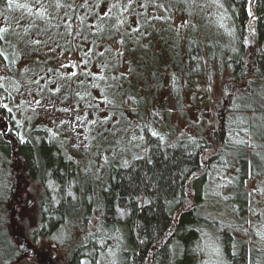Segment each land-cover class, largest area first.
<instances>
[{"label":"trees","instance_id":"trees-1","mask_svg":"<svg viewBox=\"0 0 264 264\" xmlns=\"http://www.w3.org/2000/svg\"><path fill=\"white\" fill-rule=\"evenodd\" d=\"M9 3L0 0V12ZM19 5L31 10L22 32L7 41L0 28V264L19 256L11 214L25 182L34 211L24 231L32 241L62 234L65 264H99L106 252L118 264H201L211 241L226 264H264V239L252 236L264 205L250 187H264V0ZM216 69L228 70L230 87L218 121L178 133L167 105L180 111L183 83ZM15 91L30 109L72 103L87 117L88 148L113 131L115 142L94 153L101 164L75 156L35 109L17 120Z\"/></svg>","mask_w":264,"mask_h":264},{"label":"rangeland","instance_id":"rangeland-1","mask_svg":"<svg viewBox=\"0 0 264 264\" xmlns=\"http://www.w3.org/2000/svg\"><path fill=\"white\" fill-rule=\"evenodd\" d=\"M23 1L25 0H16V5L10 2L9 5H7V10L2 9L0 12V28L5 33L7 41H11V39L15 37V33L18 35V33L22 32L25 18L31 14V10L27 6L24 7L19 5L20 2ZM2 74L3 68L0 67V75ZM228 79L229 73L227 69H222L221 71L216 69L215 71L213 70L209 78L203 81L183 83V106L181 110L179 111L173 103L167 105V107L173 109L172 122L176 126L178 133L191 135L197 133L202 128L210 129L214 126L216 122L215 119H218L219 109L225 107L226 99L230 93L229 83L225 82ZM163 92L165 93L164 89H161L160 96L163 95ZM25 93L26 92L20 97L17 96L18 91L13 93L15 97L14 100L16 102L21 100L20 102L22 104V110L18 112L17 120L23 119L24 121H28L30 119L28 113L35 109V112H37V119L40 120V122L43 120L49 123L53 122L59 134L64 137L67 135V147L68 149L71 148L72 151H70L75 156L80 158V160H83V158L87 159L92 163L93 167H97L101 164L100 162H96L97 159L94 153L103 143L111 144L115 142L113 131L109 132L110 135L105 136L104 139L101 138L102 136L96 137L92 145L88 148L90 136L87 133V117L82 116L77 110H72V103H66L62 106L61 110H58L56 107L58 103L52 101H39V103H37V101H34L33 109H30L27 99L28 96H26ZM0 96H3V91L0 92ZM81 107L83 113H87L85 102H81ZM79 112H81V109H79ZM2 123H5V120L4 117L0 115V124ZM132 135L133 134H131V142L140 141L137 134ZM126 151H128V149ZM102 158L103 161H105L103 156ZM12 170L14 173H19L20 168L17 162L13 164ZM19 177V180H21L19 184H21V188H23V182L27 179L21 174ZM24 186V195L26 196L22 201V209H18L16 208L17 205H13V212L11 214L12 235L19 250L16 264H65L66 254L56 241L58 237H62V234L57 233L54 236L55 239L49 240L37 237L33 241L26 235V231L24 230L28 228H26L25 225L28 222H32L34 200L32 193L30 194L33 187L26 184V182ZM250 187H254V189L257 187L260 188L255 191L254 197L255 200H257L258 206L264 205V187L258 184L256 180L250 184ZM24 223L26 224L24 225ZM254 226L255 227L252 229V236L254 239H257V237H259L258 239H264V216L259 218ZM79 235L80 234H75L73 239H69L67 242L76 240ZM216 247L217 246L212 241L203 246L201 264H226L220 258ZM116 254L114 255L110 252L104 253L99 260V264H118Z\"/></svg>","mask_w":264,"mask_h":264},{"label":"snow or ice","instance_id":"snow-or-ice-1","mask_svg":"<svg viewBox=\"0 0 264 264\" xmlns=\"http://www.w3.org/2000/svg\"><path fill=\"white\" fill-rule=\"evenodd\" d=\"M9 2H11V0H9ZM250 3H251V0H250ZM105 15H107V14H105ZM248 15H249V17H250V19H252V20H254V19H256V17L252 14V12H251V8L249 7V10H248ZM156 18H159V17H156ZM72 75H75V73H72ZM37 103H39V101H37ZM6 107V106H5ZM79 119V118H78ZM19 123V122H18ZM154 135H155V133H153Z\"/></svg>","mask_w":264,"mask_h":264},{"label":"water","instance_id":"water-1","mask_svg":"<svg viewBox=\"0 0 264 264\" xmlns=\"http://www.w3.org/2000/svg\"><path fill=\"white\" fill-rule=\"evenodd\" d=\"M252 12V11H251ZM252 14H253V12H252Z\"/></svg>","mask_w":264,"mask_h":264},{"label":"flooded vegetation","instance_id":"flooded-vegetation-1","mask_svg":"<svg viewBox=\"0 0 264 264\" xmlns=\"http://www.w3.org/2000/svg\"><path fill=\"white\" fill-rule=\"evenodd\" d=\"M4 128H6V127H4Z\"/></svg>","mask_w":264,"mask_h":264}]
</instances>
